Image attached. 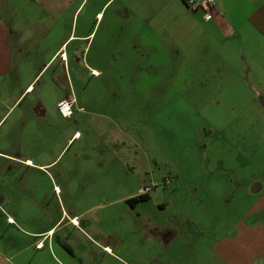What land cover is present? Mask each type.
<instances>
[{"label":"rangeland","instance_id":"obj_1","mask_svg":"<svg viewBox=\"0 0 264 264\" xmlns=\"http://www.w3.org/2000/svg\"><path fill=\"white\" fill-rule=\"evenodd\" d=\"M41 1L9 2L14 29L34 26L24 30L30 44L13 86L16 96L43 61L36 57L39 47L48 59L70 31H93L84 54L75 53L82 63L67 66L66 86L83 111L70 118L59 113L55 103L66 86L50 81L51 67L5 118L7 124L25 113L30 101L44 103L37 135L20 146L36 149L43 161L55 160L52 179L33 170L31 182H42L46 192L55 191V183L73 192L62 197L78 228L61 226L53 239L61 247L55 252L60 264H227L214 248L235 237L241 223L258 221L251 215L258 198L252 184L264 187V104L257 88L264 67L259 63L250 72L247 66L256 32L247 22L219 29L193 8L201 0ZM222 2L236 20L244 18L236 10L244 0ZM42 3L69 5L70 11L56 21ZM216 8L222 12L221 0ZM88 64L102 75L92 74ZM29 155L35 158L33 151ZM15 172L0 173V194L23 178ZM146 188L148 200L131 207L126 200ZM47 202L51 210L53 200ZM1 204L5 219L11 209ZM18 209L38 214L28 201ZM62 241L71 242L75 254ZM45 260L57 264L50 256Z\"/></svg>","mask_w":264,"mask_h":264},{"label":"crops","instance_id":"obj_2","mask_svg":"<svg viewBox=\"0 0 264 264\" xmlns=\"http://www.w3.org/2000/svg\"><path fill=\"white\" fill-rule=\"evenodd\" d=\"M37 1L38 0H36V2ZM46 1L48 0H42L41 2ZM9 2L10 0H0V109L8 108L4 114L0 112V173H4L5 170L10 173L15 171L22 172L23 178L14 180V182L11 183L12 186L7 188V191L0 194V214L3 221H0V264H47L45 256H50L57 264H60L58 261L59 258L55 252L58 249L60 253L61 247L55 245L53 239L57 229L61 226L78 228V226L72 222L73 218L77 219V215H71L69 213L64 205L62 197V194L65 192L69 199V197H73V192L68 185L65 184L64 190H66L64 191L58 188L56 183L54 184L57 188L55 191L51 189V191L46 192L45 190H41L43 186L42 182H31L29 178L33 170L42 171L46 177L48 174L50 178H53V173L50 174L49 170L54 167L53 164L55 160L43 161V155H41L40 152H36V149L27 150L26 147L22 148L20 146L22 140L35 138L37 135V128L40 125L39 121L45 118L44 103L40 98V100L37 99L36 105H34V102L30 101V105L26 108L25 113L17 114L7 124V119L5 118L11 110L18 107L16 104L23 95L26 94L24 97L26 98L28 94L36 90V84L33 82L43 70L47 71L53 67L50 81L55 84L63 81L65 82L63 85L66 86L68 83V85L71 86L69 83V76L67 75V66H70V61L76 63L73 59V56L76 55V51H81L84 54L85 50H87L93 31L89 32L84 30L79 34L70 31L67 37L64 36L60 40L58 48L52 52L48 59L42 58L43 49L39 47L38 51H36V57L43 59V61L38 64L34 78H32L26 87L22 89L21 93L16 96L13 86L17 84L19 76L22 75V61L24 60L23 49H27V44H30L29 39H25L23 34L24 30H28L32 25L31 23H24L23 26H21L22 24L20 25V28L14 29L12 2L10 5ZM42 8L56 21L62 18L63 13L70 11L69 5L63 8V6L42 3ZM221 8L223 13L214 7L212 10L213 18L209 20H214V25L222 30L225 28L233 29L232 27H235V22L237 26H240L243 22H247L256 32V34H253V37H257V39H254L256 46L251 47L254 53L251 55L247 66L250 72L255 71L259 63L264 67V57H262L264 56V0H244L243 5L237 6V11L245 13L244 18L241 20H236L235 16H231L233 13H230L224 7L222 0ZM58 10L59 12L61 11L60 14H62L56 17L54 16V12ZM77 11L78 9L76 8L73 12L74 16ZM228 16L231 18L230 23L226 20ZM36 24L37 26H42V24H45V21L43 19L40 22H36ZM41 34L42 36L45 35L44 28L42 31H39L37 40L41 39ZM63 45H65L68 56L67 63H64L58 55ZM18 51H21L18 57L20 61L16 62V54ZM81 63L82 62L77 63L76 65L79 67ZM90 67L98 72L99 75L97 76L102 75L101 69ZM76 74L77 72L75 71V75ZM259 79L258 84L261 87L257 88L260 92L259 96L264 104V79ZM28 87H31V91L27 90ZM72 90L74 91L73 87ZM69 92L70 88L66 86L65 95L59 97L55 106L60 99L67 97ZM79 108L83 107L75 108V114L81 112ZM26 123L29 126H26ZM32 127L34 130L30 129ZM73 136L75 137L73 134L70 139H72ZM4 144H11L12 148H8V146ZM20 151H25V153H21ZM32 151L35 154V158L29 155ZM39 158L41 161H38ZM26 160H31L32 163H27ZM16 172L15 176L17 174ZM10 176L12 177L11 174ZM252 185L253 192H257L255 195H257L258 198L252 207L251 215L255 214V217L259 215L258 221L250 225L241 223L235 237L222 239L214 248L221 256L222 260L227 264H264V187L258 180L254 181ZM47 199L53 200L51 210H48ZM23 201L30 202L32 207L36 208L35 211H38V214L24 213L22 215L18 207L19 204L20 208L23 206ZM1 202H6L11 209V213H7L5 219L2 216L4 211ZM14 207L17 208L14 210ZM45 209L49 211V214ZM9 218L12 219V221H9ZM71 239L73 240L72 237L70 240ZM39 241H43V246L37 248L36 244ZM60 244L70 255L75 254L71 247V242L62 241Z\"/></svg>","mask_w":264,"mask_h":264},{"label":"built area","instance_id":"obj_3","mask_svg":"<svg viewBox=\"0 0 264 264\" xmlns=\"http://www.w3.org/2000/svg\"><path fill=\"white\" fill-rule=\"evenodd\" d=\"M191 4H193V2H191ZM198 7H200L203 10L204 16L206 19L213 18L212 10L215 7V0H201V1H198L197 3H194L193 8H198ZM58 55L60 56V59L64 63H67L68 56H67V52L65 50V45H63V47L59 50ZM91 73L95 74V75L98 74V72L94 69H91ZM27 90H31V87H28ZM76 103H77L76 95H75L74 91L71 89L70 94L67 95V97L62 98L57 102V109L63 117L70 118L75 114ZM79 111H83V108H79ZM26 162L32 163L31 160H26ZM148 190H149V188L148 189L147 188L142 189L141 193L146 192ZM9 221H12V219L9 218ZM72 222L75 225H78V220L76 218H73ZM36 246H37V248L42 247L43 241H39L36 244Z\"/></svg>","mask_w":264,"mask_h":264},{"label":"trees","instance_id":"obj_4","mask_svg":"<svg viewBox=\"0 0 264 264\" xmlns=\"http://www.w3.org/2000/svg\"><path fill=\"white\" fill-rule=\"evenodd\" d=\"M148 198H149V195L147 194V191H146L142 193L141 192L137 193V196L128 198L126 201L129 203L131 207H135L137 203L146 201L148 200Z\"/></svg>","mask_w":264,"mask_h":264},{"label":"flooded vegetation","instance_id":"obj_5","mask_svg":"<svg viewBox=\"0 0 264 264\" xmlns=\"http://www.w3.org/2000/svg\"><path fill=\"white\" fill-rule=\"evenodd\" d=\"M73 59H74V61L76 62V63H80V56L79 55H75V56H73ZM135 196H137V194L136 195H133L132 197H135ZM131 198V197H130Z\"/></svg>","mask_w":264,"mask_h":264}]
</instances>
